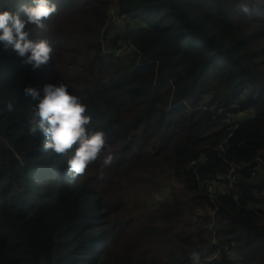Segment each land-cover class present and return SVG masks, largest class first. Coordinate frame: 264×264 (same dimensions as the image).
<instances>
[{
  "label": "trees",
  "instance_id": "trees-1",
  "mask_svg": "<svg viewBox=\"0 0 264 264\" xmlns=\"http://www.w3.org/2000/svg\"><path fill=\"white\" fill-rule=\"evenodd\" d=\"M29 2L0 0V10ZM54 2L46 31L27 25L52 46L46 64L33 70L0 49V264H117L112 243L141 218L122 214L125 196L144 193V207L158 209L151 198L166 176L181 186L170 202L184 195L188 215L180 230L163 228L171 246L157 264H192L193 251L200 264H264V2L248 0L247 15L241 0ZM113 15L126 19L123 32ZM120 43L133 49L126 62L114 57ZM45 83L87 105L110 165L68 175L67 156L30 134L36 101L23 89Z\"/></svg>",
  "mask_w": 264,
  "mask_h": 264
},
{
  "label": "clouds",
  "instance_id": "clouds-1",
  "mask_svg": "<svg viewBox=\"0 0 264 264\" xmlns=\"http://www.w3.org/2000/svg\"><path fill=\"white\" fill-rule=\"evenodd\" d=\"M252 7L248 0H241L239 4L240 11L246 15ZM56 12L54 0H30L27 4L21 3L15 11L0 10V49L13 51L22 64L33 70L46 64L51 58L52 46L46 38L33 39L27 25L46 31L44 21ZM23 92L36 101L26 121L28 131L34 137L43 138L45 152L67 156L63 165L66 174H82L98 159L101 170L111 164L113 155L106 151L105 133L89 127L91 116L87 105L71 94L66 84L45 83L39 89L25 86ZM13 107L11 102L7 105L9 111ZM231 134L226 137L229 139ZM190 259L192 264H200L198 252L193 251Z\"/></svg>",
  "mask_w": 264,
  "mask_h": 264
},
{
  "label": "rangeland",
  "instance_id": "rangeland-1",
  "mask_svg": "<svg viewBox=\"0 0 264 264\" xmlns=\"http://www.w3.org/2000/svg\"><path fill=\"white\" fill-rule=\"evenodd\" d=\"M110 18L113 22L112 25H114L113 27L115 28V30L123 32L126 27V19H122L115 15ZM102 48H104V50L109 49L107 48V44L105 42H102ZM114 48L117 49L114 57L120 54L123 56H128L125 62L133 56V49L129 44L120 43ZM3 141L4 140H2V142ZM162 180L164 187L159 190L162 191V193L156 194L154 196V199L153 197L151 198V201L154 203V205L160 204V207L158 209L148 210L144 207L145 200L147 198V195H145L144 193L130 191L129 194L125 196V201L127 202L128 207L122 210V214L128 216L129 214H131V212H134L135 214H139L141 218H139V225L135 223L134 226L131 227L132 229L124 232V229L122 228V231L120 232V234H118L120 236L115 240L114 243H112L111 249L109 250L108 254L112 259H115L117 264L126 263L125 253H130L133 256H138L144 250L148 254V256L146 257L147 260L152 262L153 259H151V256H155L156 258H154V264L162 262L163 254H165L171 246V244L168 242L169 236H161V234H164L162 231L163 228L167 227L169 229V232L171 230L178 231L181 229L179 222L181 220H184L183 215H188L187 209L181 211V207L184 206L183 203L185 202L186 198L184 197V195H182V197L173 200L172 204L170 202V200L172 199L168 198V192L171 189L173 191L175 189H179L181 188V186L178 182L172 179L171 176H166ZM174 204L178 205V212L176 217L171 216ZM119 214L120 212L117 213L118 217H120ZM212 218L214 217L212 216ZM142 219L147 220L149 226L148 230H140V225L143 224L141 223ZM110 220H114V218L110 217ZM216 257L217 256L214 255L211 259H206L205 261L208 262L209 260H213Z\"/></svg>",
  "mask_w": 264,
  "mask_h": 264
},
{
  "label": "built area",
  "instance_id": "built-area-1",
  "mask_svg": "<svg viewBox=\"0 0 264 264\" xmlns=\"http://www.w3.org/2000/svg\"><path fill=\"white\" fill-rule=\"evenodd\" d=\"M227 139H228V137H226V138H225L224 142H226V141H227ZM222 146H223V145H222ZM222 146H221V145H219L218 147H219V148H222Z\"/></svg>",
  "mask_w": 264,
  "mask_h": 264
}]
</instances>
